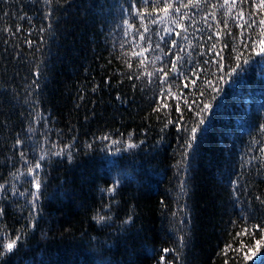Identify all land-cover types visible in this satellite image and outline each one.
<instances>
[{"label": "snow or ice", "instance_id": "1", "mask_svg": "<svg viewBox=\"0 0 264 264\" xmlns=\"http://www.w3.org/2000/svg\"><path fill=\"white\" fill-rule=\"evenodd\" d=\"M2 3L6 7L4 17H10L13 5L10 0ZM33 3L40 4L38 18L27 13L18 17L27 23V28L20 22L6 23L0 28V61L23 64L28 71L17 84L21 74L15 67L11 75L7 74L6 65L0 68V116L4 115L6 95L14 102L11 107L19 110L18 124L6 116L0 119V132L7 134L0 142V149L6 153L0 160V264H13L38 228L52 165H75L81 156L105 162V175L96 186L99 205L93 206L90 216L103 235L89 234L86 243L99 252L114 247L116 236L127 248L126 260H107L102 264H143L145 259L151 264H185L193 223L189 203L194 192V155L206 131L208 116L218 106L225 86L234 87L253 63H264V0ZM77 3H88L93 8L92 23L101 32L108 25L105 36L110 40L105 47L110 58L106 63L111 65L115 61L117 66L103 76L102 82H95L93 77L90 89L78 90L75 108H81L87 92L95 95L102 88L115 85L113 103L136 104L137 93L144 101L136 105L143 111L139 129L106 127L80 140L78 129L71 122L66 128L57 127L56 118L41 107L51 43L59 37L61 20L67 16L69 6L75 7ZM125 81L129 82V93L120 91ZM89 103L93 108L84 115L85 122L96 116V101ZM153 130V151L167 142L173 130L176 139L170 165L171 186L166 189L167 196L161 195L158 200L161 216L166 218V239L157 246L144 237L139 247H132L128 237L140 230L137 205L129 201L120 216L117 210L123 203V189L131 183L139 185L140 181L121 167L120 158L146 151ZM216 181L228 224L235 230L232 238L236 246L225 242L220 249L219 255L225 257L222 264H228L229 251L236 259H250L248 244L260 245L264 241V98L248 130L238 167L226 166L217 174ZM245 236L249 238L248 244Z\"/></svg>", "mask_w": 264, "mask_h": 264}, {"label": "trees", "instance_id": "2", "mask_svg": "<svg viewBox=\"0 0 264 264\" xmlns=\"http://www.w3.org/2000/svg\"><path fill=\"white\" fill-rule=\"evenodd\" d=\"M95 3V0H89ZM12 15L4 17L6 7L0 0V28L6 23H23L18 20L23 13L39 17L40 4L33 0H10ZM21 9L23 12H21ZM93 8L85 3L69 6L68 14L61 20L63 28L59 37L51 43L50 61L41 107L50 112L57 120V127L66 128L69 122L78 129L80 140L88 139L92 133L104 128L127 130L141 126L142 110L137 104H143L139 93L136 104L119 106L113 103L115 85L93 95L87 92L81 108L76 109L78 90L90 89L93 77L95 82H102L103 76L116 65H109L110 58L105 45L110 40L105 36L109 30L105 24L101 32L97 24L92 23ZM38 22V20H37ZM3 34L0 33V50ZM7 67V74H12L15 67L20 72L16 83L28 74L23 64L0 61V68ZM101 65H104L102 68ZM264 63H253L248 67L234 87L225 86L219 104L208 116L206 131L200 139L192 162V180L194 192L189 206L193 210L191 242L185 250V264H222L225 257L219 255L224 243H235L228 224L229 217L221 204V191L216 176L226 166L238 167L239 157L248 140V130L259 114V106L264 94ZM120 91L129 93V82L120 86ZM90 100H95V118L85 122L83 117L92 110ZM4 115L18 124L19 111L11 107L14 104L6 95L3 100ZM121 120L123 121L121 123ZM7 135L0 132V142ZM155 130L149 133L146 151L135 157L125 154L120 158L123 169L131 171L139 185L131 183L123 189L117 216L123 214L129 201L137 205L139 219L138 232L128 237V244L139 247L141 238H150L157 246L166 239L164 226L166 218L161 216L158 200L166 195L171 185L170 167L172 153L176 148L173 130L158 150L153 151L151 143ZM6 153L0 149V160ZM151 164V168H149ZM105 162L95 157L81 156L75 165L54 163L48 173V195L42 202V219L38 228L29 237L27 247L21 249L18 259L13 264H98V261L127 259V248L121 239L113 237L114 247H105L99 252L86 243L89 234L103 235L97 231V225L90 219L93 206L99 205V193L96 186L105 175ZM161 169L163 171H161ZM264 188V186H261ZM10 222H13L10 217ZM83 234V235H82ZM172 238V237H169ZM245 236V243L248 244ZM163 246H168L164 244ZM251 249L250 259L236 257L229 251L228 264H260L264 260V241L260 245L248 244ZM252 252L255 255H252ZM143 264H151L144 260Z\"/></svg>", "mask_w": 264, "mask_h": 264}]
</instances>
